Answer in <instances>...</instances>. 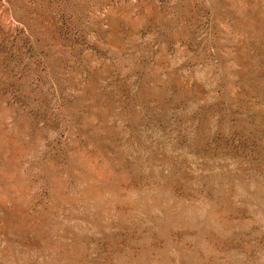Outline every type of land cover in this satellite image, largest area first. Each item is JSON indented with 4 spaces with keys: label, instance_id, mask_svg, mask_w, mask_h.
I'll list each match as a JSON object with an SVG mask.
<instances>
[{
    "label": "rangeland",
    "instance_id": "1",
    "mask_svg": "<svg viewBox=\"0 0 264 264\" xmlns=\"http://www.w3.org/2000/svg\"><path fill=\"white\" fill-rule=\"evenodd\" d=\"M0 264H264V0H0Z\"/></svg>",
    "mask_w": 264,
    "mask_h": 264
}]
</instances>
